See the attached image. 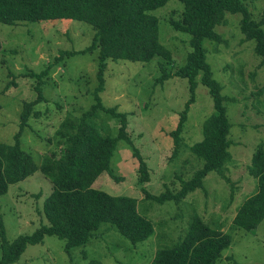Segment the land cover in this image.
<instances>
[{"label": "rangeland", "instance_id": "1", "mask_svg": "<svg viewBox=\"0 0 264 264\" xmlns=\"http://www.w3.org/2000/svg\"><path fill=\"white\" fill-rule=\"evenodd\" d=\"M243 2L253 19L264 17V0ZM180 10L177 0H169L152 11L158 21V41L169 50L175 65L184 62L189 50L188 35L172 30L168 24V19H176ZM239 19V13L225 12L223 23L215 27L220 41L205 42V60L212 78L221 85L220 94L230 123V161L224 168L228 181L208 172L202 181L203 189L188 193L179 204L155 203L143 198L133 149L118 140L110 157L111 174L99 175L93 187L111 195L135 198L138 212L153 224V235L132 244L113 228L106 230L107 224L102 223L98 228L101 233L104 229L100 237L73 247L69 255L63 251V240L46 235L41 243L27 245L19 258L8 264H147L155 248L163 244L165 237L169 241L175 239L193 213L211 228L231 236V243L216 264H264V218L249 231L232 224L235 208L255 189L247 165L256 146L264 142V67L257 66L259 59L253 52V40L244 38ZM92 33L88 24L76 20L0 23V142L13 141L23 104L31 103L19 144L36 165L44 152L53 147L51 140L60 121L78 116L93 102L96 51L54 60L61 51L88 45ZM157 61L172 70L170 62L161 58L143 63L107 60L102 73L103 87L98 92L103 107L125 113L126 131L148 167L149 180L144 187L152 194L163 191L164 185L171 191L177 189V176L187 179L200 166L188 147L201 138V123L212 108L207 89L197 84L179 133L180 146L173 155L168 133L189 97L187 82L170 77L161 85L153 84L159 74ZM38 78L41 99L33 102ZM92 124L102 134H116L117 119L102 110H97ZM50 188L48 178L38 169L8 185L0 195V219L7 241L30 233L44 222L39 209ZM161 235L165 237L159 239Z\"/></svg>", "mask_w": 264, "mask_h": 264}, {"label": "trees", "instance_id": "2", "mask_svg": "<svg viewBox=\"0 0 264 264\" xmlns=\"http://www.w3.org/2000/svg\"><path fill=\"white\" fill-rule=\"evenodd\" d=\"M167 1L0 0L2 24L54 19L85 22L93 31L89 44L78 50L61 51L54 60L96 51L97 61L93 102L78 116L65 117L60 121L51 140L53 147L44 152L39 164L36 165L19 144L20 130L26 124L31 103L23 104L13 141L0 142V195L7 191L8 185L22 180L36 169L51 183L39 209L44 222L33 231L7 241L0 219V264L15 262L27 245L41 243L46 235L63 240V251L69 255L73 247L100 237L104 232V229L102 233L98 231L102 223L107 224L106 230L113 228L132 244L153 235V224L138 212L135 198L124 194L111 195L93 187L99 175L104 172L111 174L110 157L118 140H123L133 149V156L138 160L136 172L142 184L143 198L155 203L172 201L179 204L188 193L203 189L202 181L208 172L228 181L224 168L230 161V123L226 117L224 97L220 94L221 85L212 78L205 60V42L220 41L215 27L223 23L225 12L239 13V30L245 39L253 40V52L259 59L257 66L264 67V17L253 19L243 0H177L181 10L176 19H168V24L172 30L188 35L189 50L185 53L184 62L175 65L169 50L158 41V21L152 14ZM153 58H161L173 66L168 70L165 63L157 61L159 74L153 84L161 85L170 77L184 78L187 82L189 97L178 113L175 127L168 133L172 139L173 155L180 146L179 133L197 84L207 89L212 104L211 112L201 123V138L188 147L200 166L187 179L177 176V189L171 191L164 185V190L157 194L144 187L149 180L148 167L126 131L125 113L116 111L114 107H103L98 95L103 87L102 73L107 60L143 63ZM34 89L36 98L33 102H37L41 99L39 78ZM97 110L117 119L114 136L102 134L93 126ZM247 173L254 178L255 189L235 208L232 224L249 231L264 218V142H260L251 154ZM162 237L165 236L161 235L159 239ZM165 239L155 248L147 264H216L221 252L231 243L229 232L211 228L196 213L189 216L184 230L179 231L175 239Z\"/></svg>", "mask_w": 264, "mask_h": 264}]
</instances>
